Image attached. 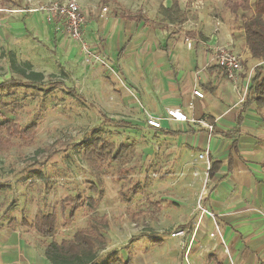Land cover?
Returning a JSON list of instances; mask_svg holds the SVG:
<instances>
[{"label":"rangeland","instance_id":"1","mask_svg":"<svg viewBox=\"0 0 264 264\" xmlns=\"http://www.w3.org/2000/svg\"><path fill=\"white\" fill-rule=\"evenodd\" d=\"M58 1L63 0H0V82L10 78L28 81L26 75L32 70L43 75V90L18 87L4 97L22 105L18 109L8 105L11 119L23 127L36 123L39 129L33 139L14 138L10 149L0 150V183L9 184L0 193V225L18 229L26 243L45 251L52 240L61 242L81 229H91L93 221L99 224L92 233L100 263L117 256L122 264H180L186 261V252L178 241L174 243L172 233L185 230L188 235L197 228L210 231L220 225L207 208L213 184L202 166L196 169L202 165L196 159L186 165L181 156L174 157L173 142L145 132L137 108H143L142 93L133 90L120 68L111 64L103 40L88 42L102 63H81L71 58L70 48L80 45L69 37L66 23L54 24L60 19L48 20L45 12L11 15L5 10L36 9ZM79 1L86 8L85 17L91 9L104 6L142 11L176 41H188L193 32L197 36L208 33L214 23L234 37L235 17L225 7L226 0ZM33 15L39 17L40 27L26 22ZM236 39L229 47L241 56L245 70H255L261 63L249 56L243 35ZM96 136L117 147L121 143L129 147L123 159L127 178L115 177V163L104 167L102 175L94 173L82 143ZM77 195L83 197L80 203L63 204ZM94 196L98 203L93 207L90 200ZM37 212L58 213V230L52 237L32 228Z\"/></svg>","mask_w":264,"mask_h":264},{"label":"crops","instance_id":"2","mask_svg":"<svg viewBox=\"0 0 264 264\" xmlns=\"http://www.w3.org/2000/svg\"><path fill=\"white\" fill-rule=\"evenodd\" d=\"M36 9L5 10L11 15L45 12L50 19L48 11ZM109 9L104 6L87 13L84 37L89 43L103 40L111 64L120 68L133 90L142 93L143 108H137L145 132L173 142L174 157L181 156L186 165L206 150H210L212 164L220 165L212 171L213 186L207 195V208L220 225L210 227L209 232L197 228L175 237L174 243L178 241L186 252V261L180 264H264V107L255 103L245 107L254 67L231 80L215 52L221 46L235 53L229 46L237 39L214 23L208 33L203 31L205 35L193 32L188 41H176L142 11ZM38 21L37 15L26 19L40 27ZM60 22L64 21L54 24ZM70 52L73 60L85 61L81 47L74 45ZM195 89L204 97L196 96ZM169 108H181L189 121L169 119ZM150 115L161 118V128L149 127L146 119ZM240 115L243 120L236 133ZM204 123L213 124V130ZM198 162L202 165L196 169L202 166L204 170L205 164ZM20 234L18 229L0 225V264H51L42 248L26 243Z\"/></svg>","mask_w":264,"mask_h":264},{"label":"trees","instance_id":"3","mask_svg":"<svg viewBox=\"0 0 264 264\" xmlns=\"http://www.w3.org/2000/svg\"><path fill=\"white\" fill-rule=\"evenodd\" d=\"M225 7L235 17L234 37L243 35L249 56L261 63L256 66L255 76L248 89L245 107L250 106L252 103L264 107V0H226ZM42 77L41 73L32 70L31 73L26 75L28 81L20 78H10L0 82V150L10 149L14 145V142H12L14 138L26 141L33 139L37 133L39 126L36 123L23 127L8 116V105H13L15 109L22 108V105L19 101L8 102L4 97L13 94V91L18 87L27 90H43V85L40 84ZM238 119L236 133L242 123V115ZM82 144L87 162L94 169V173L102 175L104 174V167H111L115 163L118 165L115 177H119L120 180L127 178L128 173L125 170L123 159L128 153V146L121 143L117 147L108 139L100 136L94 137L92 142L84 141ZM213 164L211 174L217 167H220L216 162ZM8 187L9 184L0 183V193L6 191ZM92 189L96 193L94 195H97L99 189L96 184L92 185ZM135 193L137 192L135 191ZM82 199L83 197L80 195L72 196L65 199L63 204L67 205L68 201L70 202L68 204L76 205ZM97 203V197L94 196V199L90 200V204L94 207ZM71 212V216L74 217L76 215L75 209L73 208ZM36 214L32 228L41 236L52 237L58 230V213L37 212ZM92 223V226L90 225L91 229H81L72 238L61 242L52 240L45 249V257L48 258L51 264H122L117 256L109 258L104 263L99 262L95 253L96 237L92 233L95 229L97 231L99 224L93 221ZM123 264H130V262L123 261Z\"/></svg>","mask_w":264,"mask_h":264},{"label":"built area","instance_id":"4","mask_svg":"<svg viewBox=\"0 0 264 264\" xmlns=\"http://www.w3.org/2000/svg\"><path fill=\"white\" fill-rule=\"evenodd\" d=\"M31 10L37 11V9ZM39 10L48 11L50 19H60L63 20L64 23H66L67 33L72 41L79 43L85 62L93 60L95 63L98 61L102 63L101 56L97 54V52L94 51L91 46H89V43L84 37L83 29L87 22L78 0H63L46 4L43 7L39 8ZM189 46L191 45L189 44ZM217 62H219V65L224 68L226 76L234 81H236L240 73L245 71V63L241 61V56L236 52L234 53L233 50L228 48L221 47L218 50ZM193 92L198 97H204V93L198 89H195ZM167 117L173 121L178 122L189 121L188 115L181 108H169L167 110ZM146 122L148 123L149 127H162L161 118L159 117L150 115L147 117ZM204 126L206 128H209L210 130H213V124L204 123ZM196 160L205 164L203 173L210 182L211 169L213 167L210 150L202 151L201 153H199ZM185 233V230L174 232L172 233V236L182 237L183 235H185Z\"/></svg>","mask_w":264,"mask_h":264}]
</instances>
